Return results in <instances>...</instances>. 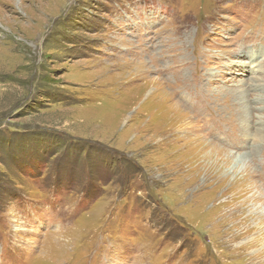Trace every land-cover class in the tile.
I'll list each match as a JSON object with an SVG mask.
<instances>
[{"label":"rangeland","instance_id":"rangeland-1","mask_svg":"<svg viewBox=\"0 0 264 264\" xmlns=\"http://www.w3.org/2000/svg\"><path fill=\"white\" fill-rule=\"evenodd\" d=\"M243 176L264 211V0H0V264H264L205 214Z\"/></svg>","mask_w":264,"mask_h":264},{"label":"bare ground","instance_id":"bare-ground-1","mask_svg":"<svg viewBox=\"0 0 264 264\" xmlns=\"http://www.w3.org/2000/svg\"><path fill=\"white\" fill-rule=\"evenodd\" d=\"M154 91H148L146 92V100L149 102L150 99H154L157 97V94H153ZM136 95V94H135ZM139 95V93H138ZM134 99V98H132ZM152 104V103H151ZM142 107H139L141 109ZM163 109L166 111L168 108L167 107H158V109ZM159 109V110H160ZM199 150L201 152H205V147L202 146L201 144L198 145ZM207 152V151H206ZM220 151L219 149H216L214 151L211 150V154L208 152L206 153V163H204L203 167L206 169V164H207V169L204 175V181H215V182H222L224 176H222V169L221 165L223 164L220 158L218 156V153ZM225 154V153H223ZM221 156V155H220ZM197 158V157H196ZM228 157H226L227 159ZM214 159V160H213ZM201 160V159H200ZM198 161V160H197ZM216 164H215V162ZM218 161V162H217ZM203 163V162H202ZM192 166V165H191ZM210 169H214V171H210ZM225 174H227L226 171H224ZM223 177V178H222ZM251 181V180H249ZM248 178L247 177H241L239 179H235L231 185L236 189V192L234 193V197L226 200H219L217 205L213 204L210 208L206 207L205 208V214L209 217L216 215L217 217L215 218L214 225L218 226H224V225H235L236 229H238L240 226H243L244 228H249L251 229V233H255V236L252 239V243H254L256 246L260 245L261 243L263 244L264 242V211L263 210H252L251 211V194H248V192L251 191V189H248ZM253 191V190H252ZM246 193L248 195H246ZM255 197V196H254ZM258 196V199H264V196ZM256 198V199H257ZM260 201V200H258ZM261 205V204H260ZM213 207H216L214 209ZM259 208V207H258ZM252 212V213H251ZM240 214L241 216H239ZM242 218V220H241ZM213 222V221H212ZM263 249V248H262ZM261 249V250H262ZM264 251V250H263ZM258 255H255L254 258H257ZM259 258V257H258ZM264 262V254L262 257V261Z\"/></svg>","mask_w":264,"mask_h":264}]
</instances>
